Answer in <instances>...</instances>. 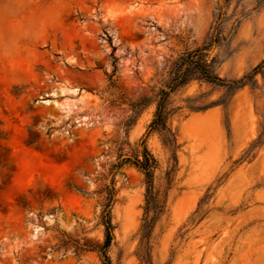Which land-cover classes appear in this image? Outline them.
<instances>
[{
    "label": "rangeland",
    "instance_id": "374dc122",
    "mask_svg": "<svg viewBox=\"0 0 264 264\" xmlns=\"http://www.w3.org/2000/svg\"><path fill=\"white\" fill-rule=\"evenodd\" d=\"M105 256L264 264V0H0V264Z\"/></svg>",
    "mask_w": 264,
    "mask_h": 264
},
{
    "label": "trees",
    "instance_id": "16d2710c",
    "mask_svg": "<svg viewBox=\"0 0 264 264\" xmlns=\"http://www.w3.org/2000/svg\"><path fill=\"white\" fill-rule=\"evenodd\" d=\"M203 56L198 51H193L189 53H184L182 56L178 58V60L174 63V68L171 69L168 80L165 82V88L160 91V97L157 102V107L154 115V119L150 124V129L156 128L158 125L164 126L165 119V103L169 94L176 89L177 87L186 83L192 76L196 73L203 79L210 82H218L222 83L223 80L215 75L209 68V66L205 63V60L202 58ZM259 66H256L254 70H256ZM143 158L141 160L134 159L132 163L144 171L146 176V180L148 183L150 182V171L154 164V159L146 150V148L142 151ZM128 160V159H124ZM122 160V162L124 161ZM120 164V163H119ZM117 164V165H119ZM150 185V184H149ZM113 188L106 189V204L107 208L110 205V201L113 197ZM104 226H105V241L102 245V250H104L110 243L111 240V223L108 218V212L105 213ZM106 261L104 264H110V261L105 256Z\"/></svg>",
    "mask_w": 264,
    "mask_h": 264
},
{
    "label": "bare ground",
    "instance_id": "6f19581e",
    "mask_svg": "<svg viewBox=\"0 0 264 264\" xmlns=\"http://www.w3.org/2000/svg\"><path fill=\"white\" fill-rule=\"evenodd\" d=\"M202 24H203V22H202L201 18H199V19L197 20V25H198V27H202Z\"/></svg>",
    "mask_w": 264,
    "mask_h": 264
}]
</instances>
